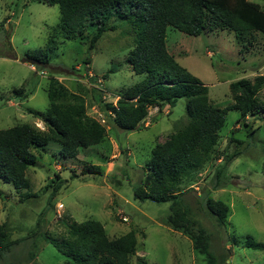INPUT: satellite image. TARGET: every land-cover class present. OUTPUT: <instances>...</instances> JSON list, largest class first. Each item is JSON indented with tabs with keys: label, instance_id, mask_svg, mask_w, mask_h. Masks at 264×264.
I'll list each match as a JSON object with an SVG mask.
<instances>
[{
	"label": "rangeland",
	"instance_id": "1",
	"mask_svg": "<svg viewBox=\"0 0 264 264\" xmlns=\"http://www.w3.org/2000/svg\"><path fill=\"white\" fill-rule=\"evenodd\" d=\"M249 1L264 6V0ZM60 16L58 6L41 0H0V130L20 124L46 130L39 115L49 107V81L55 78L84 97L87 114L104 125L106 139L82 149L76 159L61 157L56 143L34 150L38 162L27 171L30 188L23 191L33 196L29 199L22 200L11 183L0 179V224H5L14 243L0 264H71L44 236L65 238L69 225L86 220L101 222L111 239L135 232L138 251L131 264H137L138 257L150 264H206V257L193 249L187 237L167 226L169 203L134 198L135 188L148 175L153 148L187 124V100L180 99L161 112L150 108L140 130L118 129L106 106H115L121 95L146 77L136 74L127 62L135 46L133 30L118 22L117 30L106 32L92 51L90 31L85 32V40L58 39L48 66L25 63L28 52L47 46ZM246 40L252 42L248 49L228 30L194 37L169 27L166 44L176 61L209 88L210 100L225 109L233 104L231 83L264 76V34L253 32ZM259 99L264 104V89ZM262 116L261 109L241 122L239 111H228L215 154L192 181L185 179L181 186L194 217L211 235L218 264H264V250L244 244L247 236L264 243ZM232 137L243 140V148L249 147L227 167L221 182L224 186L226 177L228 185L214 191L223 158L235 150ZM89 165L100 167L102 176H87L84 181L71 177L81 176ZM59 183L63 188L56 192ZM208 194L230 208L224 227L206 208Z\"/></svg>",
	"mask_w": 264,
	"mask_h": 264
},
{
	"label": "trees",
	"instance_id": "2",
	"mask_svg": "<svg viewBox=\"0 0 264 264\" xmlns=\"http://www.w3.org/2000/svg\"><path fill=\"white\" fill-rule=\"evenodd\" d=\"M41 1L58 6L61 16L47 46L26 54L24 62L30 66H48L58 39L85 40V32L90 31L87 38L89 51H92L106 32L117 30L118 22L133 30L135 46L127 62L136 74L146 77L121 95L115 106H106L114 115L115 127L123 131L140 130L150 108H158L161 112L166 106L175 107L180 99L187 100V124L171 134L167 142L153 148L147 164L146 178H149L135 188L134 198L157 204L169 203L167 226L187 237L193 249L206 257V264H218V258L211 250V235L194 217L181 186L185 179L192 181L193 174L203 169L215 154L228 111H239L241 122L258 115L261 109L264 114V104L259 99L264 89V76L231 83L229 91L233 104L219 108L210 100L209 88L169 53L167 29L172 27L194 37L206 31L228 30L248 49L252 45L251 40H246L248 34H264V6L249 0ZM84 63L87 65L90 60ZM48 98V109L39 115L46 130L30 124L0 130V179L11 183L22 200L33 197L23 191L30 188L27 171L38 162L34 150H46L50 143H56L60 145L61 157L76 159L82 149L98 146L106 139V128L87 114L83 96L71 93L51 78ZM230 142L236 145L235 150L223 158L224 167L216 173L214 191L228 185L226 177L228 182L224 186L221 182L227 167L249 147L243 148L245 142L234 137ZM262 171L264 174V163ZM87 176H102V171L98 166L89 165L81 176L74 173L71 177H82L84 181ZM63 183L56 186V192L63 188ZM205 205L217 224L224 227L229 206L209 194ZM67 233L62 239L44 237L62 256L72 261L71 264H131V257L138 251L135 232L111 239L104 225L96 220L69 225ZM244 244L254 250H264V243L251 236L245 238ZM13 245L5 224H0V258ZM137 264L150 263L138 257Z\"/></svg>",
	"mask_w": 264,
	"mask_h": 264
},
{
	"label": "built area",
	"instance_id": "3",
	"mask_svg": "<svg viewBox=\"0 0 264 264\" xmlns=\"http://www.w3.org/2000/svg\"><path fill=\"white\" fill-rule=\"evenodd\" d=\"M90 77H93L91 74H90ZM99 83H101V81H99ZM104 99H106V97L104 96Z\"/></svg>",
	"mask_w": 264,
	"mask_h": 264
}]
</instances>
